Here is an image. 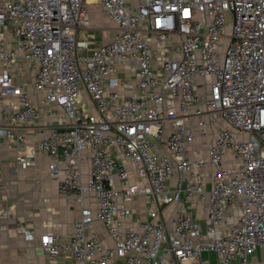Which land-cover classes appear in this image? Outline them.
<instances>
[{
  "label": "built area",
  "instance_id": "obj_1",
  "mask_svg": "<svg viewBox=\"0 0 264 264\" xmlns=\"http://www.w3.org/2000/svg\"><path fill=\"white\" fill-rule=\"evenodd\" d=\"M91 6L114 25L98 50L77 33ZM37 94L60 119L36 151L78 207L67 245L39 238L50 260L248 264L264 249V0H0L1 136L24 145L9 128L33 124ZM199 203L203 229L176 209ZM94 222L110 244L85 234Z\"/></svg>",
  "mask_w": 264,
  "mask_h": 264
},
{
  "label": "crops",
  "instance_id": "obj_2",
  "mask_svg": "<svg viewBox=\"0 0 264 264\" xmlns=\"http://www.w3.org/2000/svg\"><path fill=\"white\" fill-rule=\"evenodd\" d=\"M114 25L107 17L101 15L98 6H91L89 13V29L78 31V37L89 38L90 48L98 50L113 37ZM100 35L97 41L96 35ZM21 81H26L23 77ZM32 104L38 102L36 119L32 125L9 130L19 133L24 138V145H18L16 140H7L0 135V264H74L71 254L65 253L60 260H50L39 245V238L44 235H55L61 246L67 245L72 238L74 220L77 218V203L65 200L58 194L57 184L47 177L50 159L36 151V145L47 135L50 125H58L60 111L55 106L47 109L42 106V96H29ZM87 106L84 105V109ZM53 114V115H52ZM36 152L34 166L22 169L16 165L18 155ZM86 168V167H85ZM139 199V198H138ZM202 203L196 206H178L177 212L189 214L196 219L201 228L204 227L206 215L202 213ZM142 200H138L134 220L142 221L139 214ZM93 210L95 207H92ZM173 207L167 208L170 213ZM23 226L35 236V241H27L19 234L17 228ZM129 226V223L126 225ZM137 230V229H136ZM97 234L105 244L110 241L104 227L94 222L85 234ZM212 255V256H211ZM204 264H218L213 253L205 252L200 256ZM248 264H264V249L257 248L248 258Z\"/></svg>",
  "mask_w": 264,
  "mask_h": 264
},
{
  "label": "rangeland",
  "instance_id": "obj_3",
  "mask_svg": "<svg viewBox=\"0 0 264 264\" xmlns=\"http://www.w3.org/2000/svg\"><path fill=\"white\" fill-rule=\"evenodd\" d=\"M96 37H97V41L101 39L99 34L96 35ZM205 180L207 181V191H208L209 190V187H210V179H209V176H206Z\"/></svg>",
  "mask_w": 264,
  "mask_h": 264
}]
</instances>
